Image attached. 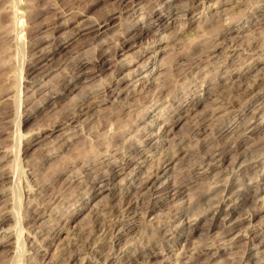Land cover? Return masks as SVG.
Here are the masks:
<instances>
[{
  "label": "rangeland",
  "instance_id": "374dc122",
  "mask_svg": "<svg viewBox=\"0 0 264 264\" xmlns=\"http://www.w3.org/2000/svg\"><path fill=\"white\" fill-rule=\"evenodd\" d=\"M14 261L264 264V0H0Z\"/></svg>",
  "mask_w": 264,
  "mask_h": 264
},
{
  "label": "bare ground",
  "instance_id": "6f19581e",
  "mask_svg": "<svg viewBox=\"0 0 264 264\" xmlns=\"http://www.w3.org/2000/svg\"><path fill=\"white\" fill-rule=\"evenodd\" d=\"M15 13H16V12H15ZM218 15H219V14H218ZM209 17H210V16H209ZM216 18H217V16H216ZM214 19H215V18H214ZM229 19H230V17H229ZM232 19H235V18H232ZM232 19H231V20H232ZM209 20H211V19H209ZM215 20H216V19H215ZM213 21H214V20H213ZM213 21H211L212 24H213ZM16 22H17V21H16ZM218 22H219V20H218ZM206 24H207V23H206ZM212 24H211V25H212ZM205 27H206V26H205ZM205 27H204V28H205ZM209 27H210V26H209ZM200 28H201V26H200ZM87 29H88V27H87ZM202 29H203V28H202ZM206 29H208V28L206 27ZM203 31H205V30H203ZM205 32H206V31H205ZM18 43H19V42H18ZM121 46H122V45H121ZM122 47H124V46H122ZM44 52H45V51H44ZM131 60H132V59H131ZM161 65H162V64H161ZM147 75H148V74H147ZM19 101H20V100H19ZM16 106H17V104H16ZM146 112H147V111H146ZM19 119H20V118H19ZM167 121H168V119H167ZM17 123H18V121H17ZM174 123H175V122H174ZM19 124H20V123H19ZM19 124H18V125H19ZM18 127H19V126H18ZM166 132H168V131H166ZM21 141H22V140H21ZM18 144H19V142H18ZM19 147H20V146H19ZM19 150H20V149H19ZM19 152H20V151H19ZM15 155H16V154H15ZM15 155H14V156H15ZM18 157H19V156H18ZM13 160H14V159H13ZM117 160H118V159H117ZM14 161H15V160H14ZM11 163H12V161H11ZM16 163H17V162H16ZM18 166H19V165H18ZM9 170H10V169H9ZM22 172H23V171H22ZM16 173H17V171H16ZM18 174H20V173H18ZM13 177H14V176H13ZM18 178H20V177H18ZM15 180H17L16 177H15ZM141 181H142V180H141ZM143 181H144V180H143ZM143 181H142V182H143ZM147 186H148V185H147ZM240 193H241V192H240ZM237 198H238V197H237ZM14 199H15V198H14ZM16 202H17V201H16ZM18 203H19V202H18ZM21 203H22V202H21ZM13 206H14V205H13ZM15 206H16V204H15ZM16 207H17V206H16ZM15 210H16V209H15ZM13 214H14V213H13ZM19 215H20V213H19ZM16 217H17V216H16ZM16 217H14V218H16ZM26 217H27V216H26ZM23 218H24V217H23ZM21 219H22V218H21ZM15 220H16V219H15ZM18 221H19V220H18ZM20 221H21V220H20ZM16 222H17V221H16ZM22 223H23V222H22ZM233 225H234V224H233ZM26 226H27V225H26ZM11 227H12V226H11ZM26 229H27V228H26ZM229 229H230V228H229ZM22 230H23L22 227H18V230H17V236H18V241H19V242H20V237H21V232H22ZM27 230H28V229H27ZM191 231H192V230H191ZM227 231H228V230H227ZM27 232H28V231H27ZM34 232H35V231H34ZM7 235H8V234H7ZM21 240H22V239H21ZM15 241H16V240H15ZM26 241H27V240H26ZM19 242H18L17 244H19ZM41 242H42V241H41ZM20 243H21V242H20ZM14 245H15V244H14ZM20 245H21V244H20ZM20 245H17V247H20ZM18 249L20 250V248H18ZM17 251H18V250H17ZM17 251H16V252H17ZM13 252H14V251H13ZM16 252H15V253H16ZM19 252H21V251H19ZM23 252H24V251H23ZM36 257H37V256H36ZM22 258H23V257H22ZM248 258H249V257H248ZM10 259H12V258H10ZM14 260H15V259H14ZM9 261H10V260H9ZM15 261H16V260H15ZM15 261H14V262H15ZM18 262H19V261H18ZM15 264H18V263L15 262Z\"/></svg>",
  "mask_w": 264,
  "mask_h": 264
}]
</instances>
